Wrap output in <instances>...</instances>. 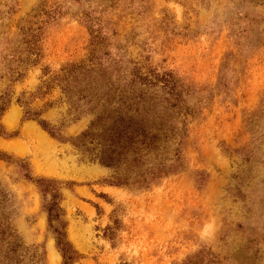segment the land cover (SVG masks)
<instances>
[{
  "label": "rangeland",
  "instance_id": "1",
  "mask_svg": "<svg viewBox=\"0 0 264 264\" xmlns=\"http://www.w3.org/2000/svg\"><path fill=\"white\" fill-rule=\"evenodd\" d=\"M42 4L60 9L40 34V61L11 82L6 65L23 43L17 27ZM98 9L112 54L191 86L185 167L146 190L102 183L107 168L24 119L15 101L39 84L42 67L85 58L91 35L79 18ZM2 93L0 153L10 162L0 158V223L20 243L22 264L62 259L18 160L31 176L56 181L65 239L79 255L70 264H179L197 252L192 264H264V0H0ZM58 96L54 88L31 107ZM65 109L57 102L39 117L72 137L88 116L70 121ZM112 210L118 226L108 238Z\"/></svg>",
  "mask_w": 264,
  "mask_h": 264
},
{
  "label": "trees",
  "instance_id": "2",
  "mask_svg": "<svg viewBox=\"0 0 264 264\" xmlns=\"http://www.w3.org/2000/svg\"><path fill=\"white\" fill-rule=\"evenodd\" d=\"M59 9L58 5L42 4L20 21L17 29L23 43L11 49L6 65L9 81L20 80L26 69L38 64L40 34ZM104 13L103 9L92 10L79 18L91 35L85 58L64 63L54 72L42 67L39 84L31 92H20L15 101L23 107L24 119L35 120L55 139L68 140L81 159L107 168L109 174L102 183L142 191L185 167L186 117L194 113L186 101L191 86L168 71H143L137 62L112 54L103 43L106 31L98 18ZM54 88L59 92L56 100L44 101L41 109L31 107L35 99H45ZM4 96L0 95V111L8 101ZM57 102L65 103L63 118L67 120L88 116L85 128L77 135L63 137L60 124L55 126L39 117ZM0 158L10 162L3 153ZM22 162L16 164L20 175L36 185L62 264H70L79 255L65 239L56 181L31 176ZM111 219L112 225L104 228L108 238L118 226L114 210ZM21 253L9 226L0 223V264H22ZM197 253L179 264H192Z\"/></svg>",
  "mask_w": 264,
  "mask_h": 264
},
{
  "label": "bare ground",
  "instance_id": "3",
  "mask_svg": "<svg viewBox=\"0 0 264 264\" xmlns=\"http://www.w3.org/2000/svg\"><path fill=\"white\" fill-rule=\"evenodd\" d=\"M36 128V127H35ZM34 129V128H33ZM36 130V129H35ZM38 130V129H37ZM37 130H36V133H37ZM41 135V134H40Z\"/></svg>",
  "mask_w": 264,
  "mask_h": 264
}]
</instances>
